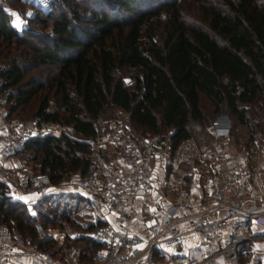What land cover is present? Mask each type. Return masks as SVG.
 I'll use <instances>...</instances> for the list:
<instances>
[{
    "label": "trees",
    "instance_id": "16d2710c",
    "mask_svg": "<svg viewBox=\"0 0 264 264\" xmlns=\"http://www.w3.org/2000/svg\"><path fill=\"white\" fill-rule=\"evenodd\" d=\"M10 1L26 2L3 0ZM85 1V16L71 9L75 5L68 0L59 2L62 7L70 3L69 15L54 0L45 8L35 6L27 20L41 28L47 23L44 34L28 29L18 34L0 4V93L6 95L7 118L21 122L17 112L41 91L52 90L54 110L44 112L49 105L44 96L31 117L70 128L69 134L62 132L56 138L26 139L18 152L52 185L70 172L84 177L92 170L93 125L113 117L112 110L128 115L134 136H162L170 131L171 144L217 115L227 117L229 135L243 129L244 142L249 133L257 134L264 127V0L199 5L204 27L198 28L182 18L180 3L186 0ZM25 39H35L39 46ZM28 73L32 74L26 77ZM124 75L128 82H123ZM206 104L212 108L211 119L203 115ZM71 194L85 207L83 199ZM49 197H41L40 203H48ZM51 214L36 212L44 228L72 222L63 209ZM0 224L39 248L51 243L49 237L37 240L36 218L10 200L1 183ZM64 240L68 246L77 242L91 251L89 259L81 253V260L92 262L99 257L93 252L102 251V245L87 235ZM57 250L50 253L55 255Z\"/></svg>",
    "mask_w": 264,
    "mask_h": 264
},
{
    "label": "built area",
    "instance_id": "2783aa9c",
    "mask_svg": "<svg viewBox=\"0 0 264 264\" xmlns=\"http://www.w3.org/2000/svg\"><path fill=\"white\" fill-rule=\"evenodd\" d=\"M5 96L0 93V183L9 199L26 204L53 192L79 196L92 225L79 235L102 245V264H239L242 244H264V131L235 147L228 119L217 115L206 140L188 135L171 144L170 131L134 136L127 114L109 117L93 125L92 170L52 185L18 152L26 139L56 138L61 128L36 117L28 123L7 118ZM56 231L35 225L38 241ZM61 231L73 235L67 224ZM79 252L70 245L61 260L0 224V264H78Z\"/></svg>",
    "mask_w": 264,
    "mask_h": 264
},
{
    "label": "rangeland",
    "instance_id": "374dc122",
    "mask_svg": "<svg viewBox=\"0 0 264 264\" xmlns=\"http://www.w3.org/2000/svg\"><path fill=\"white\" fill-rule=\"evenodd\" d=\"M26 2H15V1H10L9 3L7 2H3V0H0V4L2 3V7L4 8V10L6 11L8 18H9V23L12 26V28L18 33V34H22L23 31L25 30H30L32 33L34 34H44L46 33L47 29H48V24L46 23L45 28H41V26L39 24H37L36 22H31L29 23L27 20V18H29L31 16V14L35 11V6L41 8H45L46 5H35L31 2H28L27 0H24ZM68 2H70L71 4L75 5V7H72L71 9L75 10L78 15H84L82 8L87 5V2L85 0H68ZM70 3H68V5H64L63 7L60 5L59 0H54V4H59L60 9L63 10L66 14L69 15V5ZM215 5L217 6V0H197L196 2H192L190 0H186L182 3H180V9H181V15L182 18L184 20V22L192 27H204V20L202 18L201 12H200V8L199 5ZM39 18L43 19V17L40 15ZM160 19L162 20L163 17L160 16ZM25 41L27 43H29L30 45L33 46H39L38 41L33 39V40H29V39H25ZM18 48V47H17ZM18 49H21L20 47ZM32 73H28L26 75L29 76ZM126 75H124L125 77ZM47 97L48 99V110L52 111L54 110V106H53V102L55 99V95L52 93V90H43L41 91L36 99L32 100L27 106H25L24 109H22L21 111L19 110L17 112V117H19L21 120V122L23 123H28L31 121V119L33 117H31V114L34 110V108L36 107L37 103L39 102V100L42 97ZM211 107L208 106L206 104V106L202 109L203 111V115L205 117H208L211 119V115L210 111H211ZM226 113V112H221V114ZM112 114L114 115L113 117H118L120 118L123 114L121 112H119L118 110H112ZM109 118V117H108ZM16 119V118H14ZM106 119V118H104ZM232 123V122H231ZM230 123V127L232 126V124ZM60 128L62 132H65L67 134H69L70 132V128L68 126H65L63 124H57ZM207 123L204 124H198L196 125L195 128H191L189 130L190 135L203 140V139H207V133H206V128H207ZM228 127H229V123H228ZM130 129V127H129ZM231 131V130H229ZM261 131H264V127H262ZM260 131V132H261ZM244 130L239 128L237 130H235V132L230 133V137H231V142L234 144L235 147H239L241 145H243L245 142L243 140L244 138ZM142 135V134H141ZM139 134V136H141ZM237 138V142L235 141V139ZM77 177H79L78 172H70L65 178L62 179L63 183H70L72 181H74ZM55 194H60V197H57ZM67 194V195H66ZM51 195V196H50ZM45 196H50L49 199L52 200V202H50V200L48 201V203H40V198L36 199L34 201H31L29 203L26 204H22L19 203L17 201V203H19L20 205L23 206V211L29 215V216H34L36 218L37 223L40 224L41 219L38 217V215H36V212H40L41 214L44 215H49V216H53L52 211L54 213H58V211L62 210L65 212H69L70 214V218L72 220L71 222V228H73L72 230H74L75 232H78L79 230H77V227L81 230V227H83V225L85 223H87V220L91 219V215L89 213V211L87 210V208L83 207V205L81 204V201L74 196L73 194H71V192H53V193H49ZM43 196V197H45ZM68 196V197H67ZM58 203L55 205V202ZM74 208H76V210H74ZM49 209H51V212L49 213ZM79 224V225H77ZM65 225V224H64ZM76 225L77 227L73 226ZM63 226V225H62ZM62 226H56L53 228H56V233L61 234V236L67 237L65 235H63L62 233ZM41 227L48 233L49 229L52 227H46L44 228L42 225ZM52 236H50L49 238L51 239V243H48L47 245L44 246V250L48 251V252H52L57 250L56 249V239L57 238H51ZM63 246L61 247V249L63 250L64 248H66L68 246V243L65 242V240H63ZM61 243V245H62ZM76 247H78V249L80 250L79 252V263L78 264H102L101 261V250H97L95 252H93V255H98L99 257L94 261H88V259L91 257V251H86L84 248H82V244L81 243H75L73 244ZM84 249V250H83ZM241 251H240V262L241 264H264V244H262L261 242H250V243H246L245 245H243L242 247H240ZM85 253L84 255H86V259L81 260L82 258L80 257L81 253ZM196 256V255H195Z\"/></svg>",
    "mask_w": 264,
    "mask_h": 264
},
{
    "label": "crops",
    "instance_id": "0c3cea01",
    "mask_svg": "<svg viewBox=\"0 0 264 264\" xmlns=\"http://www.w3.org/2000/svg\"><path fill=\"white\" fill-rule=\"evenodd\" d=\"M88 224H90V219L89 220H87V223H85L83 226H86V225H88ZM79 225V224H78ZM53 228V227H52ZM71 228V227H70ZM80 228V227H79ZM78 227H77V230H79L78 232H75L74 230H72L73 228H71V230H72V232H73V235L72 236H69V238H71V239H73V238H77V237H80V235H79V233H81V232H84V230H82L83 229V227H81V230L79 229ZM82 236V235H81ZM57 238L56 239V248H58V250H57V252L55 253V255L57 256V257H59L61 260H63V254H64V250H65V248L62 250L61 249V247L63 246V244L64 243H62L63 242V240L65 239V237L64 236H61V234H59V233H54L53 234V236L51 237V238ZM68 237V236H67ZM29 243V242H28ZM61 243H62V245H61ZM30 245H35V244H31V243H29ZM70 245H73V244H70ZM69 245V246H70ZM73 246H75V245H73ZM76 247V246H75ZM78 248V247H77ZM101 256H102V252H101ZM79 257H78V263H79ZM18 264H22L21 262H19Z\"/></svg>",
    "mask_w": 264,
    "mask_h": 264
},
{
    "label": "water",
    "instance_id": "95a60500",
    "mask_svg": "<svg viewBox=\"0 0 264 264\" xmlns=\"http://www.w3.org/2000/svg\"><path fill=\"white\" fill-rule=\"evenodd\" d=\"M218 118L224 119L225 123L227 122V117L225 115L218 116Z\"/></svg>",
    "mask_w": 264,
    "mask_h": 264
}]
</instances>
